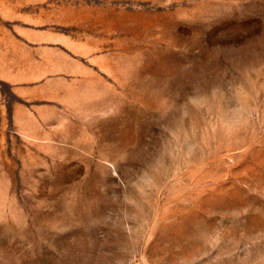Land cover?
I'll use <instances>...</instances> for the list:
<instances>
[{"label":"rangeland","instance_id":"1","mask_svg":"<svg viewBox=\"0 0 264 264\" xmlns=\"http://www.w3.org/2000/svg\"><path fill=\"white\" fill-rule=\"evenodd\" d=\"M0 264H264V0H0Z\"/></svg>","mask_w":264,"mask_h":264}]
</instances>
